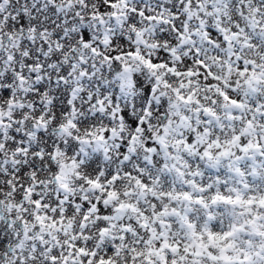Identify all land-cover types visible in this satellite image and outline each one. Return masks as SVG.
Segmentation results:
<instances>
[{"label": "snow or ice", "instance_id": "1", "mask_svg": "<svg viewBox=\"0 0 264 264\" xmlns=\"http://www.w3.org/2000/svg\"><path fill=\"white\" fill-rule=\"evenodd\" d=\"M0 264H264V0H0Z\"/></svg>", "mask_w": 264, "mask_h": 264}]
</instances>
